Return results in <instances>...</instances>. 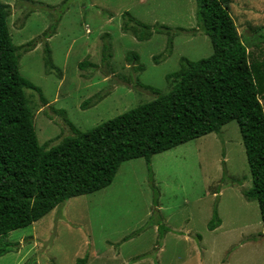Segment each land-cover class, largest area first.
<instances>
[{
  "label": "rangeland",
  "instance_id": "rangeland-1",
  "mask_svg": "<svg viewBox=\"0 0 264 264\" xmlns=\"http://www.w3.org/2000/svg\"><path fill=\"white\" fill-rule=\"evenodd\" d=\"M1 1L19 71L37 88L25 95L45 149L168 92L181 57L212 52L195 0ZM229 14L244 38L264 25V0H231ZM135 22L150 26L148 39L134 36ZM248 64L264 109V42L249 49ZM150 167L124 161L110 185L1 237L0 246H14L0 264H264L236 121L154 154ZM215 209L220 224L210 230Z\"/></svg>",
  "mask_w": 264,
  "mask_h": 264
},
{
  "label": "trees",
  "instance_id": "trees-1",
  "mask_svg": "<svg viewBox=\"0 0 264 264\" xmlns=\"http://www.w3.org/2000/svg\"><path fill=\"white\" fill-rule=\"evenodd\" d=\"M195 1L210 55L195 61L181 57L168 92L153 91L152 100L84 132L72 129L71 135L45 149L25 95V89L37 88L19 71L7 23L9 7L0 0V238L31 225L70 197L110 185L122 162L143 158L150 171L154 154L219 132L233 120L252 177V187L243 194L258 201L264 237V109L255 67L248 64L249 49L264 42V25L250 27L242 38L229 14L231 0ZM135 24L140 30L132 27L134 36L148 39L150 26ZM162 29L168 28L156 30ZM212 217L210 230L220 224L216 209ZM12 246L1 245L0 256Z\"/></svg>",
  "mask_w": 264,
  "mask_h": 264
}]
</instances>
